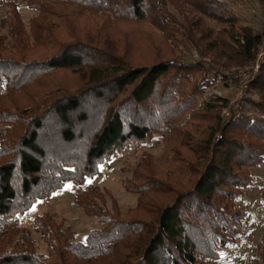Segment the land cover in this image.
I'll use <instances>...</instances> for the list:
<instances>
[{"label": "trees", "instance_id": "16d2710c", "mask_svg": "<svg viewBox=\"0 0 264 264\" xmlns=\"http://www.w3.org/2000/svg\"><path fill=\"white\" fill-rule=\"evenodd\" d=\"M162 1L21 0L34 11L26 19L19 1L0 0V264H210L244 236L250 211L239 199L264 162V70L252 84L261 94L255 114L225 117L224 98L199 105L207 68L176 59L136 64L111 49L103 29L161 26L169 19ZM204 3L225 29L239 21L236 54L252 60L263 33L242 26L221 0ZM155 136L162 153L144 152L125 182L135 207L123 212L112 195L107 207L109 191L90 180ZM68 180L99 226L80 241L44 211L33 218L37 238L30 210ZM254 264H264V244Z\"/></svg>", "mask_w": 264, "mask_h": 264}, {"label": "rangeland", "instance_id": "374dc122", "mask_svg": "<svg viewBox=\"0 0 264 264\" xmlns=\"http://www.w3.org/2000/svg\"><path fill=\"white\" fill-rule=\"evenodd\" d=\"M17 1L20 2L21 11L26 19L34 15V11L22 4L21 0ZM163 1L162 10L168 13L169 19L161 26L154 25L149 20L142 25L123 22L115 28L116 31L103 29V35L107 36L112 44L111 49L125 54L136 64H147L162 59L200 64L208 69L203 75L205 74L204 77L207 76V80L210 81L209 84H204V90L199 98L200 106L211 99L224 98L227 100V105L222 109L221 114L225 117L229 116L234 109L254 115L256 112L254 102L261 101V94L252 84L261 77L264 66L251 80L245 98L239 95L236 75L241 71L246 76L248 69L251 68L250 70L253 71L256 67L258 56L264 57V0H221L223 6L241 18L242 26L263 33L255 56L249 61L236 54L237 41L243 38L242 27L240 28L237 23L239 21H236L233 26L229 24L228 27H232L231 29H225L223 23L213 20L207 13L202 12L201 7L205 8V0ZM5 15L6 6L0 2V32L2 33L7 32V29L2 26ZM231 54L235 56L233 55L232 58ZM59 76L70 80V83H73L75 79V75L70 71L61 72ZM238 97L240 105L236 106L234 100L236 101ZM162 151L163 145L155 136L145 143L123 149L112 160L103 163L101 173L90 182L110 192L106 193V206L112 207L113 202L110 197L112 195L123 212L135 207L137 195L126 191V179L130 177L131 169L144 152H150L159 157ZM251 171L254 176L251 186L239 199V204L248 207L250 211V217L244 224V236L236 245L227 246L219 259H211L210 264H254L258 258V252L264 244L262 202L264 162L253 167ZM44 211H49L58 220L70 224L76 231L77 240L80 241H85L89 231L99 226L94 217L86 215L76 204L71 180H68L62 189L51 197L41 200L30 210L27 221L37 238L39 233L35 230L33 218ZM40 245L43 246L41 241Z\"/></svg>", "mask_w": 264, "mask_h": 264}, {"label": "built area", "instance_id": "2783aa9c", "mask_svg": "<svg viewBox=\"0 0 264 264\" xmlns=\"http://www.w3.org/2000/svg\"><path fill=\"white\" fill-rule=\"evenodd\" d=\"M264 66V57L262 56H258V62L256 64V67L254 68V70H250L248 69L246 72V76L244 72H239L236 75V79L238 81L237 83V87H238V91H240V97L241 98H245V95H247L248 92V86L251 83V80L259 73V70L262 69V67ZM250 70V71H249ZM235 105L239 106V97L236 99V101L234 100ZM233 104V102H232Z\"/></svg>", "mask_w": 264, "mask_h": 264}]
</instances>
